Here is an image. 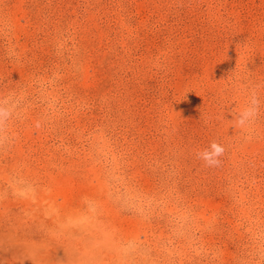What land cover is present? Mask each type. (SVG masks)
<instances>
[{
    "label": "rangeland",
    "instance_id": "rangeland-1",
    "mask_svg": "<svg viewBox=\"0 0 264 264\" xmlns=\"http://www.w3.org/2000/svg\"><path fill=\"white\" fill-rule=\"evenodd\" d=\"M0 109V264H264V0H0Z\"/></svg>",
    "mask_w": 264,
    "mask_h": 264
},
{
    "label": "clouds",
    "instance_id": "clouds-1",
    "mask_svg": "<svg viewBox=\"0 0 264 264\" xmlns=\"http://www.w3.org/2000/svg\"><path fill=\"white\" fill-rule=\"evenodd\" d=\"M260 101L255 93L252 94L247 106L238 114L233 116L234 124L242 129L251 125L259 115ZM0 115H3V109H0ZM225 148L213 141L208 149L197 153L198 157L205 161L208 166H218L221 161L219 157L223 156Z\"/></svg>",
    "mask_w": 264,
    "mask_h": 264
},
{
    "label": "bare ground",
    "instance_id": "bare-ground-1",
    "mask_svg": "<svg viewBox=\"0 0 264 264\" xmlns=\"http://www.w3.org/2000/svg\"><path fill=\"white\" fill-rule=\"evenodd\" d=\"M116 156V155H115Z\"/></svg>",
    "mask_w": 264,
    "mask_h": 264
}]
</instances>
